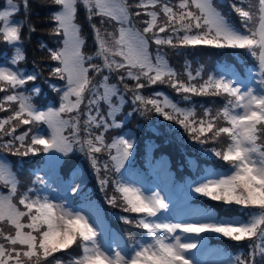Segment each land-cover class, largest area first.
Here are the masks:
<instances>
[{
	"label": "snow or ice",
	"instance_id": "6c2138e0",
	"mask_svg": "<svg viewBox=\"0 0 264 264\" xmlns=\"http://www.w3.org/2000/svg\"><path fill=\"white\" fill-rule=\"evenodd\" d=\"M225 2L238 16L239 27L223 13ZM6 4L0 10V34L14 46L7 63L16 66L26 61L24 39L37 29L31 23L30 0H6ZM41 6H55L48 19L49 34L59 38L57 46L42 43L39 48L56 62L50 76L62 81L63 87H50L60 93L59 105L41 110L34 102L40 87L33 84L27 94L22 90L37 81L42 70L25 73L18 67L0 66V93L4 94L0 113H7L0 116V153L51 154L53 166L77 150L85 153L100 190L111 189L107 203L135 214V219H119L146 236L130 238L131 247L125 249L119 245L104 249L90 217L46 196L38 197L32 188L20 191L18 174L0 155V264H196L186 253L196 249L198 242L185 240L180 233L247 241V251L241 250L229 264H264V0H221L220 5L215 0H41ZM80 8L92 30L96 45L92 53L85 51L86 38L77 22ZM21 10L25 19L11 23L10 18ZM25 27L27 35L22 37ZM201 47L246 50L258 67L259 90L242 89L224 75L205 78L203 66L193 70L188 61L177 69L161 51L169 48L183 55L182 50ZM113 77L116 82H111ZM158 84L174 90L178 99L142 91ZM127 94L138 108L121 117ZM193 97L224 102L215 111L205 108L198 115L190 106ZM137 110L142 115L154 111L165 121H174L201 145L220 144L209 151L230 171L191 191L247 213L221 215L208 206L195 209L193 220L160 221L159 215L169 211L166 198L158 191L145 194L118 178L134 143L123 136L107 139L110 130L121 129L123 119ZM35 182L44 183L39 176ZM80 187L70 185L73 196Z\"/></svg>",
	"mask_w": 264,
	"mask_h": 264
},
{
	"label": "trees",
	"instance_id": "16d2710c",
	"mask_svg": "<svg viewBox=\"0 0 264 264\" xmlns=\"http://www.w3.org/2000/svg\"><path fill=\"white\" fill-rule=\"evenodd\" d=\"M5 0H0V10L3 7ZM19 2V0H17ZM31 2V23L35 25L36 31L30 34V39H24L23 51L26 55V61L21 62L19 67L25 69V73H32L43 71V75L35 82H29L25 85L23 91L28 92L33 87V84L39 86L41 93L38 97H34L35 103L38 107H48L50 104L59 105L60 93L54 91L50 85H56L57 87H63V82L54 79L50 76V70L56 66V62L48 59V52L39 48L40 44H46L50 48L57 46L58 37H54L49 34V28L51 22L48 19L50 13L54 10L55 6H41V0H30ZM220 5L221 0H215ZM223 13L230 19V21L239 27V18L233 12V10L225 2L222 5ZM20 20L25 19L23 10L16 14ZM147 17H141L146 19ZM77 22L82 26V33L86 38L85 51L92 53L96 48L93 42L92 30L88 27V22L85 20L84 11L82 8L79 10ZM142 27V25H137ZM2 22H0V28H2ZM109 30H111V24H109ZM22 37L27 35V28L25 27L21 33ZM163 35V34H162ZM155 49V45L152 46ZM166 54V58L170 64L177 69H181L185 61H188L193 70L203 66V76L207 75H222L224 69L235 66V61H238L245 70H258V67L254 66V58L250 57L246 50L239 49H214L210 47H201L197 49L182 50L183 55H178L169 48H163L161 50ZM13 48L4 41L3 35L0 34V65L3 62H8L12 54ZM240 71V72H239ZM241 74L243 70H238ZM111 82H116L115 78ZM131 85L133 82L128 81ZM144 93L148 92H160L166 94L173 99H178L175 96L174 90L164 85H156L151 89L142 90ZM4 95L0 93V96ZM128 103L125 105L121 112V117L124 113L131 111L134 107L138 108V105H132L130 101V94ZM222 98L213 97H193L191 107H194L198 115L202 114L205 108H211L215 111L223 104ZM7 113H0V116H5ZM19 131H23L21 128ZM127 131L133 132L136 137L137 146L134 157L132 158L131 166L137 167L147 175L148 182L152 183L153 175L149 173V167L147 158L150 156L153 161L151 163H157L158 161L167 160L170 164L168 170L173 176L180 175L181 181L186 182V185L194 184L193 181H197L198 176L206 170H212V172L221 173L229 171V166L216 158L211 154L209 149L213 147H220V144L213 145L211 143L201 145L194 142L188 133L177 125L174 121H165L162 116L157 115L154 111L148 114H141L140 110H137L134 115L123 119L122 128L119 130H110L107 133V139L110 142L111 138L121 136ZM7 139V137L5 138ZM223 140V137L221 138ZM1 154V153H0ZM7 158L16 164L15 169L21 174L23 179L22 185L32 187L34 194L37 190H41L43 183H36V177H40L43 181L46 180L44 170L42 169L45 154L36 156L29 155L27 157L14 156L5 153ZM103 163V157L101 158ZM83 166L88 173V182L80 190L78 195H86L85 200H95L99 207L105 210L107 220L109 222V228L118 236L130 237L134 236L136 239H141L146 234L141 229H137L133 225L123 223L119 217L132 216L135 219V214L124 213L119 206L112 207L107 203L106 195L111 194V189L108 193L100 190L97 174L91 166V161L81 155L72 154L63 163L61 173L64 177L69 178L78 166ZM197 165V167H195ZM199 168V169H198ZM195 172V173H194ZM103 175V173H101ZM193 180V181H192ZM29 182H31L29 184ZM181 182V183H182ZM148 183V184H149ZM20 191H23V187H19ZM77 195V196H78ZM42 196V194L40 195ZM92 200V201H93ZM212 206L221 215L224 214H240L245 215L248 210H241L238 206H224L220 203L209 200L206 197H198L192 200L191 208H204ZM208 243L212 246L219 247L226 254L235 257L241 250L247 251V244L245 241L242 243L233 242L218 235L206 234ZM72 251V250H69ZM57 255L63 256L64 253H58Z\"/></svg>",
	"mask_w": 264,
	"mask_h": 264
},
{
	"label": "rangeland",
	"instance_id": "374dc122",
	"mask_svg": "<svg viewBox=\"0 0 264 264\" xmlns=\"http://www.w3.org/2000/svg\"><path fill=\"white\" fill-rule=\"evenodd\" d=\"M6 7L7 4L4 7H1V10H4ZM20 21L22 20H20L16 16V14H14L13 17L10 18V22L13 24L18 23ZM11 47L14 51V46ZM13 54L14 52H12L11 56ZM10 58L8 59V61L10 60ZM0 66L18 67L20 70L25 72V69L19 67V65L11 66L7 62H3ZM222 75L229 79H232L234 83L242 89L253 87L259 90V85L257 83V81L259 80L258 70H248V75L246 77L244 75L243 77H239L236 70H234L233 67H230L228 69H224V73ZM241 81H245L246 85H243ZM48 107H58V105L56 106L50 104ZM48 107L40 106L39 108L41 110H46ZM40 127L42 132H46L45 125H41ZM121 136L126 139H130L134 143L135 147L132 156L129 158V161L125 164V168L121 170V174H118V178L126 184H131L135 187L140 188L145 194H151L154 191H158L161 193L162 196L166 198V202L169 204V211L167 212L165 217L159 215L160 221L177 223L196 219L197 217L194 211L195 208L190 209L189 204L190 202L192 203V200L201 196L192 192L191 188L203 181H206L207 179L218 178L215 172L209 170L206 176L202 177L199 182H197L193 186H182L180 190H177L175 188L173 190L172 179H174V177H172V173L168 170V166L170 163L167 160L158 161L157 163H151L150 161L153 160L150 157L148 161V167L149 173L153 175V181L152 183H149L147 180V175L144 172H142L137 167L133 168L131 166L132 158L134 157L137 146L136 137L131 131H127ZM75 153L87 157L85 153L80 152L79 150H77ZM0 155H3L5 157V159L13 166L14 171L18 174V179L20 181L19 187H23V191L27 188H32L30 185L28 187H24L22 185L21 181H23V179L21 178V174L18 172V170L15 169L16 164H12V162L7 158L5 153H1ZM70 156H72V154H70L68 157ZM68 157H61L60 162L56 163L53 166L51 154H45V161L42 169L44 170L46 180L42 184L41 190H37L36 196L41 198L46 196L52 203L64 204L70 210L79 211L82 214H85L90 217L91 222L100 231L99 241L104 249L115 248L117 245H119L120 249H125L126 247H128L125 237L118 236L114 232H111V230L109 229V222L107 220L105 210L99 207L93 199V201L85 200L81 197V200L79 201L76 199L78 197L77 195H72L70 185L79 183L81 186L80 190H82L88 182V173L85 168L80 165L74 171H72L71 177H64V175L61 173V168ZM30 183L31 182H29V184ZM41 194L42 196H40ZM85 196L86 195H84V197ZM180 235L185 240H195L198 242V246L196 249L186 253L187 257L191 260H194L196 264H229V260L232 257L222 251L219 247L210 245L208 243V240L206 239V234H204L202 237H185L182 233H180Z\"/></svg>",
	"mask_w": 264,
	"mask_h": 264
}]
</instances>
